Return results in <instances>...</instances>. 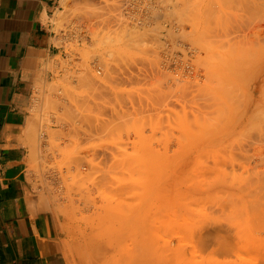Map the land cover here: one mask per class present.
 I'll list each match as a JSON object with an SVG mask.
<instances>
[{
    "label": "rangeland",
    "instance_id": "1",
    "mask_svg": "<svg viewBox=\"0 0 264 264\" xmlns=\"http://www.w3.org/2000/svg\"><path fill=\"white\" fill-rule=\"evenodd\" d=\"M64 1L63 54L36 96L28 181L58 219L68 263L85 264L91 219L100 229L118 218L148 249L140 264H214L200 238L216 227L231 232V260L264 264L262 2L109 0L100 23L101 0ZM239 189L253 195L247 209Z\"/></svg>",
    "mask_w": 264,
    "mask_h": 264
},
{
    "label": "crops",
    "instance_id": "2",
    "mask_svg": "<svg viewBox=\"0 0 264 264\" xmlns=\"http://www.w3.org/2000/svg\"><path fill=\"white\" fill-rule=\"evenodd\" d=\"M63 0H0V264H69L28 181L36 96L63 54Z\"/></svg>",
    "mask_w": 264,
    "mask_h": 264
},
{
    "label": "bare ground",
    "instance_id": "3",
    "mask_svg": "<svg viewBox=\"0 0 264 264\" xmlns=\"http://www.w3.org/2000/svg\"><path fill=\"white\" fill-rule=\"evenodd\" d=\"M111 1H113V0H111ZM256 1H259L260 4L262 2L261 5L264 6V0H255V1L253 0V2H255V3H256ZM65 2L66 3H69L70 1L67 2V0H65L64 3ZM114 2H116V1L114 0ZM118 2H120V1H118ZM100 3L94 7V9H93L94 13L92 11L91 16L93 17V14H95L96 15V16H94L95 17V20H98V19L99 20L100 19L102 20L106 16L112 17V16L109 15V12H106V10H108V9L111 10L110 7L113 4L111 3V5H110V1L109 0H101ZM121 3L122 2H120V4ZM116 4L114 6H117ZM120 4L118 5L117 8L114 7L115 10L116 9L118 10V8L120 7ZM261 5H259V6H261ZM111 8H113V7H111ZM113 12H115V11H113ZM110 14H112V13H110ZM96 17H98V19ZM113 17H114V15H113ZM105 19L106 18H104V21H105ZM99 20L96 21V22H100L101 21V20L100 21ZM109 20H111V18ZM102 22H100V23H102ZM106 24H104V26ZM263 78H264V75H263ZM254 86H255V84H254ZM262 87L264 88V83H263V86ZM263 88H260V90H263ZM258 94H260V93H258ZM201 109L202 108H200V110ZM249 109H248V111H250ZM202 111H204V110H202ZM205 112H207V111H205ZM250 114L251 113L248 112L247 115L245 117H243V119H241L242 120V123H239V124H241V125L244 124L245 127H246V125H247V123L249 121ZM111 166H113V164ZM109 169L111 170L110 167H109ZM113 171H114V169H113ZM108 174L110 175L111 173H108ZM109 175H107V176L109 177ZM114 175H115V173H114ZM116 175H118V173ZM119 175H121V174H119ZM107 178H106V180H107ZM110 178H108V179H110ZM112 182H114V181H112ZM121 183H120V185H122ZM120 185L118 184V186H120ZM258 186L261 187V183ZM232 191L235 193V196H237L243 202V205L240 208L241 209H247L249 207V197H252L253 195H247L246 194L247 192L245 193V190H243V189H239V190H236V191L235 190H232ZM246 195L248 197V200L246 199ZM260 196L261 195H257L256 196L257 200L260 199ZM263 204H264V198L261 201V206H264ZM93 213H95L94 215H96L99 212L98 213L93 212ZM91 215H89V217L87 219L88 220L87 222H90L89 221V218H90ZM94 215H93V217H94L93 219L96 220L95 218H97L98 220H96V221L98 223L99 220H100V217H102V216L101 215L100 216L99 215L94 216ZM101 219H102V221H101L102 224L105 223V221H107V220L109 221V219L106 220V218H104V219L101 218ZM103 220H104V222H103ZM124 221H122V220L119 221V219L117 218V220L114 223V225H112L114 227H112V226H110L111 228L110 227H107L108 226L107 225L108 222H106L105 224H103L104 227L100 226V229H99V228H96L93 225L94 224L93 223L94 221L92 222V219H91V224L88 223V225H87L89 227L88 230H89L90 233L88 235L85 234L86 235V239L88 238L87 243H83L82 242L86 247L85 248L82 247L83 244H82V246H80L83 249H86L87 250L86 251L87 252L86 255L83 254L85 256L84 261H83V262H85V264H140V263H145L147 261V255L145 254V252H148L147 247L138 245L137 242H136V239L134 240L135 237L131 238V236H133L132 233H131V236H128L129 234L127 235V233L125 231L128 228V225H127L128 222L126 221V224H125ZM109 222L111 224H113L112 223V220H110ZM101 223L100 222L98 223V227H99V224L101 225ZM110 223H109V225H110ZM125 228H126V230H125ZM256 229H257V227H256ZM258 229H259L260 232H257L256 233V236H255L256 241L255 242L258 243V244H262L263 241H264L263 240L264 238L262 239V234H264V225L261 226ZM230 233L231 232H227L222 227H216L214 229V231L211 232V233H205V232L202 233V234H204L203 237L201 235L202 238H200L202 240V242L200 243L203 246L202 250H204V248H206L207 246H211L209 244L211 242L212 245H213V251H212L213 254L220 259L218 261H217V259H215L214 264H246V262L244 261V259H242L240 261V263H236V262H234L233 260L230 259L232 253H234V251H235L234 250V247H233V244H232V240H230ZM82 235H83V233H82ZM85 235H84V239H85ZM86 239H85V241H86ZM233 243H234V240H233ZM140 248L143 250V254H139ZM84 256H82V257H84ZM205 257H206V255H205ZM210 258H211V256H210ZM204 259H206V258H204ZM221 259H225V260L221 261ZM206 260H208V259H206Z\"/></svg>",
    "mask_w": 264,
    "mask_h": 264
}]
</instances>
